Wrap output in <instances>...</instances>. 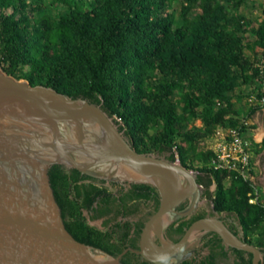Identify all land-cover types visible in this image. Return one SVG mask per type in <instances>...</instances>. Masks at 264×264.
<instances>
[{
	"label": "trees",
	"instance_id": "1",
	"mask_svg": "<svg viewBox=\"0 0 264 264\" xmlns=\"http://www.w3.org/2000/svg\"><path fill=\"white\" fill-rule=\"evenodd\" d=\"M248 2L0 0V66L32 86L101 106L139 153L165 155L196 171L199 185L216 186L209 195L214 211L236 216L242 239L264 251V204L260 199L250 203L256 198L253 185L209 168L213 152L199 149L219 127L245 129L235 101L249 96L259 77L256 65L264 59V21L239 13ZM260 110L251 108L246 119ZM49 175L66 228L76 240L115 257L139 249L129 224L109 227L107 221L104 229L90 224L85 212L95 213L93 220L104 217L113 196L100 181L62 166H53ZM133 188L140 190L134 199H158L152 186ZM197 220L173 226L184 236ZM205 247L204 259L182 264H219L230 251L233 264H252V254L227 249L215 233ZM135 259L129 252L122 262L150 264Z\"/></svg>",
	"mask_w": 264,
	"mask_h": 264
},
{
	"label": "water",
	"instance_id": "2",
	"mask_svg": "<svg viewBox=\"0 0 264 264\" xmlns=\"http://www.w3.org/2000/svg\"><path fill=\"white\" fill-rule=\"evenodd\" d=\"M53 166L104 182L156 188L160 207L145 224L139 249L115 257L76 240L52 188ZM197 179L165 155L139 153L101 106L32 86L0 66V264H124L129 252L152 264H182L208 232L227 247L252 254V264H264V251L219 217L195 221L177 243L166 237L168 225L201 204Z\"/></svg>",
	"mask_w": 264,
	"mask_h": 264
},
{
	"label": "flooded vegetation",
	"instance_id": "3",
	"mask_svg": "<svg viewBox=\"0 0 264 264\" xmlns=\"http://www.w3.org/2000/svg\"><path fill=\"white\" fill-rule=\"evenodd\" d=\"M253 165H254L253 167L254 185L259 192V199L264 204V139L260 144H255L254 146ZM100 182L103 186L109 189V192L113 193V196L108 199L105 205L107 214L104 217L93 220L92 217L94 216L95 213L89 214L88 212H85V215L87 216L90 224L92 225L93 222H100V226H95L99 229H104V223L107 221L109 222V227H113L119 222H121L125 228L131 226L130 236L133 238H137V245L139 247L142 231L140 232L139 236L136 235V231L138 230V226L140 224H143V227L141 228L143 230L145 224L158 211L161 203L159 192L157 191L158 199L155 198L148 201H141L134 199V196L140 193V190H134L133 188L134 185H141V184H120V183H112V182L109 183L104 181H100ZM201 187H202L201 204L198 206L197 210L192 215L184 219L190 220L194 217H199V219H202L211 216L219 217V219H221L231 231L233 230L237 231L239 232L238 236L243 237L244 235L242 231L243 228L241 227L238 218L236 216L228 213H217L216 211H214V206L212 201H211V207L210 208L208 207L207 203H208V199H210L209 195L210 193H213L215 191V190L212 191L213 186L209 188H206L205 186H201ZM261 192L263 193V197L261 196ZM226 217L232 219L237 225ZM184 219L173 222L167 226L165 230V235L172 243H177L183 237L178 235L175 231V230H180L179 226L177 225L173 226V225L177 222L181 223ZM213 237H214V233L208 232L204 234L201 237L199 241V245L195 249L193 255L186 261L194 260V259L200 261L201 259H204L209 254V250L205 247V243ZM223 245L225 244L223 243ZM226 248L229 249V247L227 246ZM136 256H138V259L134 260L135 263L147 262L144 259H142L140 255H136ZM234 260L235 257L232 255V252L230 251L229 258L227 260H219V264H229V262L231 261L233 264Z\"/></svg>",
	"mask_w": 264,
	"mask_h": 264
},
{
	"label": "built area",
	"instance_id": "4",
	"mask_svg": "<svg viewBox=\"0 0 264 264\" xmlns=\"http://www.w3.org/2000/svg\"><path fill=\"white\" fill-rule=\"evenodd\" d=\"M259 77L251 93L246 98L245 105L251 108H264V59L256 65ZM115 120L122 123V120L115 117ZM243 128H224L219 127L212 138L201 142L203 150L211 151L214 159L209 168L219 171H228L236 179H242L251 183L255 189L256 198L250 203H255L259 199V192L254 185L253 177V157L255 142L249 137L252 128L249 120L242 119Z\"/></svg>",
	"mask_w": 264,
	"mask_h": 264
},
{
	"label": "rangeland",
	"instance_id": "5",
	"mask_svg": "<svg viewBox=\"0 0 264 264\" xmlns=\"http://www.w3.org/2000/svg\"><path fill=\"white\" fill-rule=\"evenodd\" d=\"M175 9H176V15L178 16L179 13H180V6L177 4L175 5ZM240 14H243L245 16H247L248 18L252 19V20H255L259 23L263 22L264 21V0H249L248 4L243 7L240 11H239ZM194 14H192V16H194ZM42 17H46V14L42 13ZM253 37L251 35H249L248 37V42H252L253 41ZM249 53V52H248ZM245 102H246V99L245 100H236L235 103H236V106L238 108H242L244 109V107H247L245 105ZM244 111V110H243ZM198 126H201V123L200 122H197ZM156 129H152V132H154ZM199 149H203V145L202 144H199ZM179 163V161H178ZM194 173L197 174L196 171H193ZM216 188L215 185H213L212 187V191H214ZM261 196L263 197V193L261 192ZM208 207L210 208L211 207V200L208 199ZM92 225L94 226H100V222H93ZM229 264H232V261L229 262Z\"/></svg>",
	"mask_w": 264,
	"mask_h": 264
},
{
	"label": "crops",
	"instance_id": "6",
	"mask_svg": "<svg viewBox=\"0 0 264 264\" xmlns=\"http://www.w3.org/2000/svg\"><path fill=\"white\" fill-rule=\"evenodd\" d=\"M244 110V111H243ZM241 118H246L248 115L250 108L244 107L239 109ZM252 128L249 132V137L255 142V144H260L264 139V108H261L256 114L253 115L251 119H248ZM256 239V237L254 238Z\"/></svg>",
	"mask_w": 264,
	"mask_h": 264
}]
</instances>
